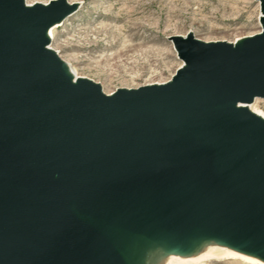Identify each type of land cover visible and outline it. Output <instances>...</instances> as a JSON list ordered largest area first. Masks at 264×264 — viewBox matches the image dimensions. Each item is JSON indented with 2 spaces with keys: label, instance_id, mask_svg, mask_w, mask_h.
Wrapping results in <instances>:
<instances>
[{
  "label": "water",
  "instance_id": "obj_1",
  "mask_svg": "<svg viewBox=\"0 0 264 264\" xmlns=\"http://www.w3.org/2000/svg\"><path fill=\"white\" fill-rule=\"evenodd\" d=\"M69 9L0 0V264H123L69 211L58 172L141 167L164 199L238 238L264 232V120L238 106L264 97V17L242 50L172 35L186 63L172 82L108 94L65 79L45 47ZM88 189L78 188L84 202Z\"/></svg>",
  "mask_w": 264,
  "mask_h": 264
},
{
  "label": "rangeland",
  "instance_id": "obj_2",
  "mask_svg": "<svg viewBox=\"0 0 264 264\" xmlns=\"http://www.w3.org/2000/svg\"><path fill=\"white\" fill-rule=\"evenodd\" d=\"M69 1L80 7L54 29L51 46L76 75L100 83L107 93L169 81L182 64L172 35L234 41L262 29L258 0ZM255 103L264 111V97ZM201 264L250 263L212 256Z\"/></svg>",
  "mask_w": 264,
  "mask_h": 264
},
{
  "label": "bare ground",
  "instance_id": "obj_3",
  "mask_svg": "<svg viewBox=\"0 0 264 264\" xmlns=\"http://www.w3.org/2000/svg\"><path fill=\"white\" fill-rule=\"evenodd\" d=\"M67 1L70 9L46 30L45 47L57 62L65 79L74 84L81 79H89L101 85L91 78L76 75L71 64L51 46L54 29L80 7L78 2ZM258 1L261 5V0ZM25 2L28 6L39 3H29L28 0ZM49 3L50 1L44 4ZM263 17L262 11L260 32L228 42L242 50L246 38L262 33ZM200 41L215 42L202 39ZM185 65L182 60L179 68ZM172 81L173 76L167 82L147 85L159 86ZM114 93L115 91L108 94ZM255 101L257 98L250 103L234 104L247 107L264 120V111L256 107ZM57 179L68 190L69 211L98 231L123 264H201L212 256L238 257L250 264H264V232L250 234L246 239L238 238L215 222L205 219L187 202L164 199L156 183L141 167L134 166L111 174L95 172L89 178H77L71 171L58 172ZM82 184L94 196L89 203L79 196L78 188Z\"/></svg>",
  "mask_w": 264,
  "mask_h": 264
}]
</instances>
